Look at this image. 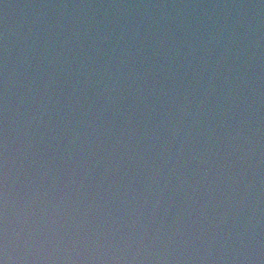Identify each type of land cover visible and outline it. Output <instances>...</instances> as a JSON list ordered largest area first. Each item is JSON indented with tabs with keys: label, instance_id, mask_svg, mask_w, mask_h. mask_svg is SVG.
<instances>
[{
	"label": "clouds",
	"instance_id": "clouds-1",
	"mask_svg": "<svg viewBox=\"0 0 264 264\" xmlns=\"http://www.w3.org/2000/svg\"><path fill=\"white\" fill-rule=\"evenodd\" d=\"M0 264H264V0H0Z\"/></svg>",
	"mask_w": 264,
	"mask_h": 264
}]
</instances>
